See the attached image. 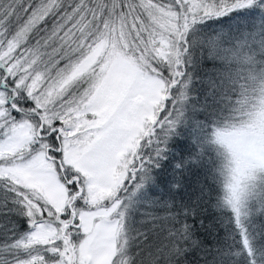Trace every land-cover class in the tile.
Listing matches in <instances>:
<instances>
[{
	"label": "snow or ice",
	"instance_id": "6c2138e0",
	"mask_svg": "<svg viewBox=\"0 0 264 264\" xmlns=\"http://www.w3.org/2000/svg\"><path fill=\"white\" fill-rule=\"evenodd\" d=\"M0 264H264V0H0Z\"/></svg>",
	"mask_w": 264,
	"mask_h": 264
},
{
	"label": "trees",
	"instance_id": "16d2710c",
	"mask_svg": "<svg viewBox=\"0 0 264 264\" xmlns=\"http://www.w3.org/2000/svg\"><path fill=\"white\" fill-rule=\"evenodd\" d=\"M208 68H211V65H208L207 66ZM195 95V94H194ZM177 200H179V197L177 198ZM153 209H151V208H143V209H141L140 211H152ZM160 215H164V213L163 212H161V213H159ZM204 216H207V217H210L211 216V210L209 209L208 211H206V212H204V214H203ZM203 218V217H202ZM204 223H205V225H207L208 223H209V219H205L204 220ZM221 235H222V232H221ZM201 238H207V239H211L210 237H206V234L204 233V231L203 230H201Z\"/></svg>",
	"mask_w": 264,
	"mask_h": 264
}]
</instances>
